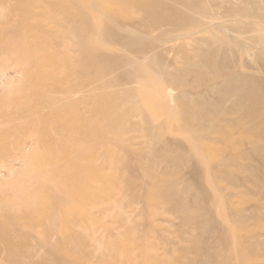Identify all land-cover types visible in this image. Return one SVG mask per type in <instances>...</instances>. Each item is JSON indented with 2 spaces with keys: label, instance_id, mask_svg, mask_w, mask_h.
Listing matches in <instances>:
<instances>
[{
  "label": "rangeland",
  "instance_id": "rangeland-1",
  "mask_svg": "<svg viewBox=\"0 0 264 264\" xmlns=\"http://www.w3.org/2000/svg\"><path fill=\"white\" fill-rule=\"evenodd\" d=\"M53 1L0 0V264H264V0Z\"/></svg>",
  "mask_w": 264,
  "mask_h": 264
},
{
  "label": "bare ground",
  "instance_id": "bare-ground-1",
  "mask_svg": "<svg viewBox=\"0 0 264 264\" xmlns=\"http://www.w3.org/2000/svg\"><path fill=\"white\" fill-rule=\"evenodd\" d=\"M108 1H111V3H113L114 5H118L120 7L121 6L130 5V6L134 7L133 9L136 8L137 10L145 13L154 22V25L153 26L144 27L145 31H147L148 33L151 32V31H153V30H155V29H158L159 27H166V26L167 27H171L172 29L178 30V29L182 28L184 25L189 24L190 21H192V19L189 16L183 15L174 6L173 7L165 6L159 0H108ZM167 1H172L173 3H176V4L180 5L181 7H185L190 12H194V11L201 12V9L200 8L198 9V6L196 4H191V3H189L186 0H167ZM90 3H91V1H90ZM88 6H89V3L86 2V0H65V4H58L55 1L49 3V7L51 9H55V10L59 11V13L62 14L63 17H65L67 20L74 21L75 23L76 22H80L82 24V27L79 29V33L84 32V31H91L92 33H94L95 30L98 32V30L96 29L97 28L96 25H95V27H93L92 25H90V23L88 24V20H89V17L88 16L90 14V12L88 11ZM90 8L92 9L93 12L96 13V15L101 14L99 12V10L97 8L93 7L92 5H90ZM112 14L114 15V17H115L116 20H118L119 17L121 19L123 18L120 21L122 25L127 24V22H125V20H124L126 17L124 18V17L120 16L119 13H116V12L115 13H112ZM259 19H261V21L263 22V20H264V11H261V14H260ZM98 24L100 25V22L99 21H98ZM188 36H189V34H188ZM114 40L115 41H118L117 38H114ZM92 53H93V51H92ZM99 68H100V66H95V69L93 67L91 70L94 71V74H97L96 73V70H97V72H100ZM94 78H97V76H95ZM92 82L93 83L94 82H97V79L96 80H92ZM95 90H98V92L100 94V91L103 90V88L102 87H98ZM107 102L108 101H107V98L106 97H104V99L101 98L100 106H102V105L105 106L107 104ZM76 105H80L82 107L84 105V98H80L78 101L72 100V101L68 102V106H67L68 108L65 107V109H64L65 112H68V113H70L72 115V112L71 111H72L73 107H75ZM85 105H86V103H85ZM258 105H259L258 104V101L257 100H252V99L243 104V113L251 121H255V120H257L259 118V111L257 109ZM83 108H85V106ZM63 153H62V155H64ZM69 161H73V160L72 159H69ZM74 163H75V161H74ZM72 165H74V164L72 163ZM78 165L80 166L81 164H78ZM81 170H83V169H81ZM72 173L73 172L71 171L70 174L71 175L74 174L71 177L72 178V183L73 182L75 183V182L78 181V177H77L78 175H75V172L73 174ZM76 174H77V172H76ZM77 191H79V190H77ZM4 228H6V227H4ZM2 233H4V232H2ZM9 247H10V245H9Z\"/></svg>",
  "mask_w": 264,
  "mask_h": 264
}]
</instances>
